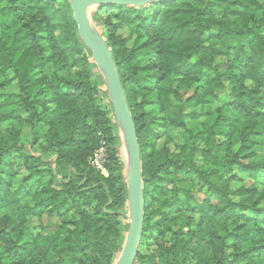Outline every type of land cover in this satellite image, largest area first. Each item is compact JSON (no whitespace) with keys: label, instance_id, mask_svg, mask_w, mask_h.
<instances>
[{"label":"trees","instance_id":"obj_1","mask_svg":"<svg viewBox=\"0 0 264 264\" xmlns=\"http://www.w3.org/2000/svg\"><path fill=\"white\" fill-rule=\"evenodd\" d=\"M92 18L108 30L103 36L135 126L141 241L157 235L155 251L139 249L133 264H264V4H110L97 6ZM123 27L134 34L130 46L115 34ZM146 53L154 59L143 61ZM228 55L223 72L212 68ZM13 80L18 91L5 92ZM97 82L105 85L78 36L69 0H0V209L9 220L6 231L0 228V264H115L119 257L129 224L123 222L126 173L116 149L113 106L108 100L105 108L99 104ZM227 86L226 98L201 128L188 127L185 103L172 100L181 89H192L186 103H211ZM44 96L51 108L42 104ZM152 105L160 116L146 112ZM167 125L183 129L176 152L154 144V128ZM102 140L106 174L88 163ZM46 160L50 180L34 189ZM19 163L29 175L14 188ZM236 170L251 183L234 190ZM192 176L208 192L195 206L183 178ZM71 212L54 231L20 239L31 217Z\"/></svg>","mask_w":264,"mask_h":264},{"label":"rangeland","instance_id":"obj_2","mask_svg":"<svg viewBox=\"0 0 264 264\" xmlns=\"http://www.w3.org/2000/svg\"><path fill=\"white\" fill-rule=\"evenodd\" d=\"M259 1L264 4V0H259ZM96 7L97 6L90 7L88 10L90 20H91V23L94 27L95 35L100 36L102 39L105 40L103 33H108L107 28H103V26L97 25V23L92 18ZM259 31L264 34V26L259 28ZM115 34L120 35L122 38H124V40L126 41V44L128 46H130L132 44L133 39H134V34L132 33V31L129 28H127V27L120 28L115 32ZM230 58H231V55L219 57L214 62L212 68L216 67L217 70L219 71V73L223 72L226 69L227 62ZM141 59L146 62V61L154 59V55H153V53H146V54L141 55ZM49 67H50V65H49ZM99 71H101L100 68H99ZM11 75H12V73H11ZM98 81H99V79H98ZM97 83H99V85H98V90H96V97H97L99 104L103 108H105L107 100L110 101V96H109V93L107 92V90L105 89L106 85H104V84L102 85V83H100V82H97ZM228 90H229V87L227 86L224 89V91L219 93L218 100L217 99L213 100L211 103H204V104H200L198 102L194 103V104L186 103L187 97L189 95H191L193 92L192 89H181L179 98H172V100L174 102H178V100H180L181 102L185 103V106H186V109H185L186 125L192 129H196V128H201V126L204 123H206V124L210 123V118L214 115L215 108L217 106H219L223 102V100L226 98V93L228 92ZM4 91L7 93H16L18 91L16 80H13L11 82V84L4 89ZM41 102L43 105L48 106L49 108H51V106H52L50 99L47 96L46 97L44 96V98L42 99ZM145 110L150 115H155V116L161 115V113L158 111V107L154 106V105L146 107ZM7 126L8 125L6 123H2V125H1L3 130ZM154 130L159 132V138L154 143L156 148H159L163 144H165L170 149V151H172V152L177 151L178 145L182 143V133H183L182 128H176V127L167 125V126L160 127V128L156 127V128H154ZM23 132L26 134L28 132V129L25 127L23 129ZM116 141H117L116 149H117L118 156L120 157V161L126 167L127 165L125 163L126 159H125V151H124L125 141H124V137L122 135V131L119 128L116 130ZM197 159L200 160V153L197 154ZM49 167H50V165H49L48 160L42 162V164L39 167L40 170H38V173L36 174L37 177L35 178V180L38 183H34L32 185V188L36 189L37 188L36 184L40 185V184H43L44 182H47V180H50L51 173L49 171ZM14 170H15L16 175H17V181L13 184L12 187L16 188V187H18V185L21 182H24L23 179L29 175V169L24 164L19 163V164L14 166ZM261 174L263 175L264 171H262ZM183 178L186 180V183L188 184L189 189L191 191V195H192V200L190 201L191 206H195V203L202 201L203 199H205L208 196V192L206 191V187L203 184L201 179L193 177V176L192 177H183ZM29 179L30 178H28V180ZM173 181L175 182V178ZM249 183H251V181L247 178L246 174L241 173L240 171L236 170L232 175V180L230 182V188L235 190L239 186L248 185ZM263 185H264V183L262 181H260L259 188H261ZM53 186L56 188H59L61 185L56 180H53ZM163 186L164 187H171L172 184H170L168 182H164ZM231 197L234 200L237 199L234 192L231 194ZM153 205L157 206L158 204L155 203ZM90 209L92 211H94V208H90ZM123 212H124L123 222L128 221L129 220V217H128L129 214H128L127 202H126V206L123 209ZM6 213H7V211L5 209H0V228L1 229H5L8 226L7 223H9V220H8ZM72 214L73 213L71 212L67 216L66 214H62V213H52V214L47 213V214L42 215L40 218L31 217L28 227L25 228L23 231H21L20 239L22 238L24 240H28V239H31L32 237H34L38 233L45 234V233L54 231L58 226H60V224L63 223L64 220L68 219L66 217H70ZM186 214L187 215H193L192 213H189V212H187ZM194 217H195V222H196L198 216L194 215ZM170 227L173 229L177 228V226L175 224H173L172 222H170ZM5 231H6V229H5ZM156 238H157L156 233L151 234L150 236L148 235V236L144 237L143 241H141V239H142V237H141L139 245H138V250L140 249L144 252H154L156 249V240H157ZM3 240H4L3 243L7 242L6 239H3ZM230 252L231 251H229V253Z\"/></svg>","mask_w":264,"mask_h":264},{"label":"water","instance_id":"obj_3","mask_svg":"<svg viewBox=\"0 0 264 264\" xmlns=\"http://www.w3.org/2000/svg\"><path fill=\"white\" fill-rule=\"evenodd\" d=\"M170 0H69L72 17L77 26L79 38L91 51L93 61L101 71L106 90L112 103L117 129L122 131L125 141L124 151L127 153L126 186L128 206V228L122 250L115 264H133L143 232V181L139 156V145L135 126L129 110L126 96L120 82L119 74L112 53L100 36L95 35L89 16V8L103 5H133L143 6L149 2H164Z\"/></svg>","mask_w":264,"mask_h":264},{"label":"built area","instance_id":"obj_4","mask_svg":"<svg viewBox=\"0 0 264 264\" xmlns=\"http://www.w3.org/2000/svg\"><path fill=\"white\" fill-rule=\"evenodd\" d=\"M106 145L105 141L102 140L100 146L93 152L92 156L89 158L90 166L106 174L104 169V162L106 160Z\"/></svg>","mask_w":264,"mask_h":264},{"label":"bare ground","instance_id":"obj_5","mask_svg":"<svg viewBox=\"0 0 264 264\" xmlns=\"http://www.w3.org/2000/svg\"><path fill=\"white\" fill-rule=\"evenodd\" d=\"M127 153H125V159H126V161H127V159H128V156L126 155ZM126 163V162H125Z\"/></svg>","mask_w":264,"mask_h":264}]
</instances>
